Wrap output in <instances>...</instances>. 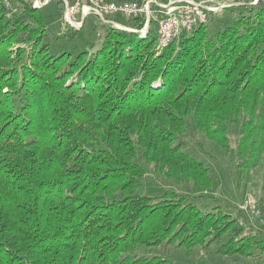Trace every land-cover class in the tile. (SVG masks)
Instances as JSON below:
<instances>
[{
    "label": "trees",
    "instance_id": "16d2710c",
    "mask_svg": "<svg viewBox=\"0 0 264 264\" xmlns=\"http://www.w3.org/2000/svg\"><path fill=\"white\" fill-rule=\"evenodd\" d=\"M11 5L17 11L7 18ZM230 6L241 16L207 37L210 12L157 55L149 48L157 39L152 23L141 36L144 16L117 17L137 31L92 15L74 28L61 16L71 31L65 41L41 48L49 28L22 36L20 61L10 64L7 49L26 16L48 21L32 0H0V20L10 22L0 24V264H176L146 258L143 249L189 254L207 248L212 230L214 240L226 238L216 253L262 255L254 250L264 249V233L247 232L243 217L222 205L215 210L232 222L214 230L211 215L178 204L186 194L141 191L152 171L186 184L199 204L205 200L212 169L178 139L189 131L188 118L211 143L233 148L240 174L264 155V14L254 4ZM85 24L102 28L103 39L69 42ZM233 123L241 134L232 143Z\"/></svg>",
    "mask_w": 264,
    "mask_h": 264
},
{
    "label": "rangeland",
    "instance_id": "374dc122",
    "mask_svg": "<svg viewBox=\"0 0 264 264\" xmlns=\"http://www.w3.org/2000/svg\"><path fill=\"white\" fill-rule=\"evenodd\" d=\"M245 1V3L254 4L260 7V12L264 14V0ZM16 11L17 10L11 5L8 10H5L4 15L8 18L9 16L14 15ZM40 11L48 21H46L47 24L41 17L39 18L41 19L43 26L39 21H37L36 24L33 18L29 15L26 16V25L23 26L25 29L20 30L21 35L18 36L19 39L14 41V43L7 49V52L10 53V51H12L13 55H8L9 59H12L10 64H15L20 61V55L22 54L20 52L19 55L16 48L22 36L30 40L35 35H38L42 29H44L45 32L49 28L50 39L43 33L42 42H44V44L41 46L42 48L46 43L53 44L59 41H65L67 39L65 33L71 32L70 30H65L63 27L64 25L61 22V5L57 1H51L47 5L41 7ZM241 11V9L234 6H224L223 8L216 10L210 16L211 20L209 21V26L205 32L206 36L208 37L209 35H213L220 26V23L225 21V19H227L228 22L237 19V17L241 16ZM20 12H22V9H20L19 13ZM0 18H2L1 15ZM87 19L89 21V18ZM93 19L96 21L95 18ZM0 24L10 25V22H6V20L1 19ZM28 25L30 28L27 27ZM31 27H34V29L32 30ZM153 32L156 33V29H154ZM140 33H142L141 36L143 37L146 35L147 31L145 32L140 29ZM77 36H82V38L76 39ZM103 36L104 31L102 28L98 27L97 29H93L92 25L86 26L85 24L81 31L78 32L73 39H70L69 42L79 44L80 42H83L85 38H89V41L97 43V40L103 39ZM149 48L153 54L155 53V55H157V52L161 51L157 40H153V38L149 40ZM188 123L189 131L187 134L179 136V141L186 146V151H188L193 157L202 161L204 164H208L212 169L211 177L213 178V185L211 189L203 190V192L197 191L194 193V195H199L200 192H202L207 195L206 197H201L205 200L199 204L197 202L198 198L192 196V189L188 188L186 184H177L173 180L160 177L152 171H148L147 177L142 179L143 188L141 191L147 194H158L164 189H168V191L173 190L180 194H186L184 198H179L180 200L177 201L178 204L181 205L182 203L188 202L196 205L200 211H204L207 217L210 218L211 215L212 222L210 223V226H215L214 230L220 229L221 223L223 222H232L230 218L223 215V212L215 210L216 206L219 207L222 205L225 212H235L239 214V216L246 219L244 220L243 218H239V222L244 224V229L247 232L264 233V155L261 157L257 167L253 171H250L247 175L240 174L238 172L239 170L235 166L233 148L228 150L218 147L215 143H211V141L207 140L203 134L196 131L194 123L190 118H188ZM240 132L239 123H233L229 130L232 143L236 137L241 134ZM168 198L172 202L176 201V197L174 195H170ZM250 202L255 204V208L251 206L252 204ZM213 220H215V222ZM213 234L214 231L212 230V235L206 236V240H203L204 243L210 241L208 244L206 243L207 248L195 246L189 254H186L185 250L182 248L173 246L163 248L155 246L144 248V255L149 259H151L153 255H160L175 262L176 264H258L264 262V249H259V246H256L254 251H258V253H262V255L245 257L237 254L222 255L216 253V249L224 243L223 241H226V238H223L222 240H214L215 238L213 237Z\"/></svg>",
    "mask_w": 264,
    "mask_h": 264
},
{
    "label": "built area",
    "instance_id": "2783aa9c",
    "mask_svg": "<svg viewBox=\"0 0 264 264\" xmlns=\"http://www.w3.org/2000/svg\"><path fill=\"white\" fill-rule=\"evenodd\" d=\"M53 0H32L41 8ZM61 5L62 19L74 28H80L92 15L119 30L137 31L122 23L121 19L144 16L141 30L150 23L156 29L159 47L171 42L181 33L190 34L197 25L206 22L210 12L224 6L243 4L245 0H55ZM252 204V202H250ZM255 208V204L251 205ZM264 264V262L258 263Z\"/></svg>",
    "mask_w": 264,
    "mask_h": 264
}]
</instances>
